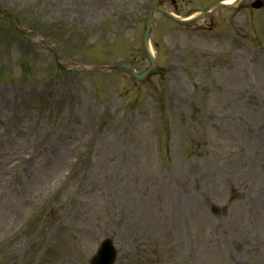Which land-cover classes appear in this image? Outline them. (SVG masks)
Masks as SVG:
<instances>
[{
  "label": "rangeland",
  "instance_id": "374dc122",
  "mask_svg": "<svg viewBox=\"0 0 264 264\" xmlns=\"http://www.w3.org/2000/svg\"><path fill=\"white\" fill-rule=\"evenodd\" d=\"M215 1L0 0L37 34L0 16V264H88L106 236L115 264H264V11L156 13L155 75L94 68L148 65L152 5Z\"/></svg>",
  "mask_w": 264,
  "mask_h": 264
},
{
  "label": "water",
  "instance_id": "95a60500",
  "mask_svg": "<svg viewBox=\"0 0 264 264\" xmlns=\"http://www.w3.org/2000/svg\"><path fill=\"white\" fill-rule=\"evenodd\" d=\"M144 44H145V47L147 48V33H145V38H144ZM149 58H150V61H151V67L150 69L152 68L153 66V59L152 57L150 56L149 54ZM121 66H124L125 65H121ZM149 69V70H150ZM132 74L134 75V73L132 72ZM136 76V75H134ZM141 76V75H140ZM140 76H136V77H140ZM108 244L105 245V247L108 248L109 252H105L104 254H101L100 252L93 258L94 260V263H98L100 260H103L105 261L104 263L102 264H110L111 262H113L114 258H115V251L113 250V248L111 247L110 245V242L107 241Z\"/></svg>",
  "mask_w": 264,
  "mask_h": 264
}]
</instances>
